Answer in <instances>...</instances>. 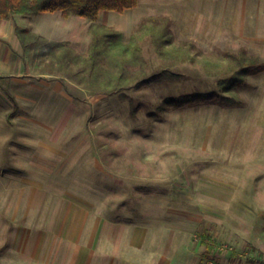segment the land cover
Instances as JSON below:
<instances>
[{
	"label": "rangeland",
	"instance_id": "1",
	"mask_svg": "<svg viewBox=\"0 0 264 264\" xmlns=\"http://www.w3.org/2000/svg\"><path fill=\"white\" fill-rule=\"evenodd\" d=\"M208 1L193 4L191 11L164 10L162 7L170 5L159 4L160 9L151 12L142 0L141 5L123 13L102 11L97 23L121 32L117 53L142 18L163 15L172 20L176 42L193 39L204 51L220 54L245 48L249 55L264 61V42L258 38L264 32L256 25L255 9L252 14L251 7L242 9L238 0H216L222 12L224 5L227 8L224 22L218 7L204 10ZM48 13L21 16L39 19L47 37L86 53L92 21ZM142 47L150 71L160 69L161 59L150 38ZM172 69L180 74L177 79L111 95L93 94L85 85L65 80L66 103L44 102L50 119L55 120L42 124L55 141L49 156H44L49 160L40 163L42 155L24 156L35 161L30 159L24 166L49 169L41 173L50 186L20 190L46 201L22 202L19 209L27 207L45 215L35 219L48 230L45 242L66 247V256L74 254L77 244L79 248L82 243L94 242L115 248L127 264H264L261 251L248 245L249 236L242 235L241 220L235 216L241 204H226L225 209L219 203L205 202L203 196L210 190L218 194V184L226 183L222 168L236 160L246 119L251 115L264 118V74L247 76L237 89L239 105L214 102L162 111L159 108L167 98L222 92L218 77L206 75L201 65L181 62ZM22 157L19 155L18 168ZM18 170L20 178L41 179L36 171ZM80 216L85 228L78 237L74 232ZM253 222L259 220L253 218ZM207 245L212 249L204 254ZM71 261L69 257L66 260L67 264Z\"/></svg>",
	"mask_w": 264,
	"mask_h": 264
},
{
	"label": "crops",
	"instance_id": "2",
	"mask_svg": "<svg viewBox=\"0 0 264 264\" xmlns=\"http://www.w3.org/2000/svg\"><path fill=\"white\" fill-rule=\"evenodd\" d=\"M141 1L139 0L138 6L142 4ZM143 1L151 12L160 9L157 7L159 4L170 5V7H162L164 10L186 9L191 11L193 4L195 6L202 3V0ZM238 1L242 2V9L245 7L247 10L246 6L251 7V12L255 9V20L258 22L256 25L261 27L260 30L264 32V0ZM217 4L216 0L208 1L207 5L204 4V6L206 5L204 10L215 11L218 7ZM226 9L224 5L222 12L218 7L224 22ZM18 15L0 20V264H67L68 257L74 260V262L71 261V264H88L89 262L92 264H127L126 258L122 257L119 251L116 252L115 248L109 249L108 245L104 248L103 245L94 242L80 243L79 248H77V244L74 247V254L66 256V247L61 245L52 247L48 242H45L44 236L48 234V230L44 225L37 224L35 221L36 218H44L45 215L36 214L33 209L27 210V207L24 210L19 209V204L22 202L46 201L44 198L39 200L34 196H26L25 189L24 191L20 190V188L29 186H50L47 180H44L46 176L41 173L47 172L49 169H46L44 165L35 167L32 163L30 167L24 166V162L30 161V159L35 162L34 157L27 159L24 156L42 155L41 159L38 158L40 163H44L45 155L49 156L53 141L50 131L49 133L43 131L42 124L55 122V120L50 119L49 111L44 109V102L63 100L66 103V91L63 85L65 80L56 79L48 73H41L24 60L21 42L15 28L17 25L28 29H30L28 25L35 26L38 30H30L44 36L48 41L61 40L47 37L48 35L41 31L43 24L39 19L22 18L21 15ZM40 15L50 14L44 12ZM258 38L264 42V33ZM263 74L264 71L249 76L257 77ZM2 88L7 89L15 100L4 93ZM263 121L264 118L259 115H251L246 119L245 126H242L244 130L242 131V147L236 152V160L232 165L231 161L227 162V169L222 168L225 171H223L222 177L226 179V183L218 184V194L210 190L203 196L205 202L219 203L225 209L226 204H241L238 207L240 209L235 212V216L236 219L241 220L242 235L249 236V239L246 238L247 244L253 245L254 249L264 254ZM58 122H61V116H58ZM19 155L23 156L21 168H18L21 162ZM46 159L49 160V157ZM18 169L21 172L36 171L37 176L41 179L20 178L16 174ZM219 217H223V215ZM253 218H257L259 222L254 224ZM246 220L252 221L246 222ZM84 228L80 216L74 233L80 237ZM98 231L95 227L96 237ZM36 235L42 237L36 239ZM115 255L121 258L115 259Z\"/></svg>",
	"mask_w": 264,
	"mask_h": 264
},
{
	"label": "trees",
	"instance_id": "3",
	"mask_svg": "<svg viewBox=\"0 0 264 264\" xmlns=\"http://www.w3.org/2000/svg\"><path fill=\"white\" fill-rule=\"evenodd\" d=\"M139 0H0V20L15 15H38L43 12H60L64 18L78 15L92 21L91 40L87 52L76 51L68 42L48 41L28 28L16 26L15 31L22 46V57L35 70L85 85L93 94H115L125 89H141L149 84L177 79L172 67L176 63L201 65L204 73L218 77L222 92H196L177 98H167L159 108L184 107L203 103L239 105L237 89L249 75L264 71V61L249 55L245 48L237 52L217 53L204 51L194 40L175 41L172 20L168 16H146L140 20L120 53L116 52L121 32L97 23L102 11L123 13L138 6ZM150 38L161 59L160 69L151 70L143 55V42ZM11 99L15 98L2 88ZM227 93V94H225ZM124 98V94H121ZM17 107V105H16ZM208 234H206L207 236ZM207 245L204 254L211 252ZM263 253L260 256L263 257Z\"/></svg>",
	"mask_w": 264,
	"mask_h": 264
},
{
	"label": "bare ground",
	"instance_id": "4",
	"mask_svg": "<svg viewBox=\"0 0 264 264\" xmlns=\"http://www.w3.org/2000/svg\"><path fill=\"white\" fill-rule=\"evenodd\" d=\"M64 28H65V26H64Z\"/></svg>",
	"mask_w": 264,
	"mask_h": 264
}]
</instances>
